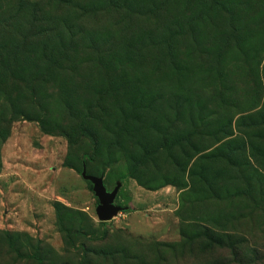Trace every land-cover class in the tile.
<instances>
[{
  "label": "rangeland",
  "instance_id": "374dc122",
  "mask_svg": "<svg viewBox=\"0 0 264 264\" xmlns=\"http://www.w3.org/2000/svg\"><path fill=\"white\" fill-rule=\"evenodd\" d=\"M0 264H264V0H0Z\"/></svg>",
  "mask_w": 264,
  "mask_h": 264
},
{
  "label": "water",
  "instance_id": "95a60500",
  "mask_svg": "<svg viewBox=\"0 0 264 264\" xmlns=\"http://www.w3.org/2000/svg\"><path fill=\"white\" fill-rule=\"evenodd\" d=\"M82 177L85 180L92 182L94 185L95 194L100 202L96 210L98 219L100 221H110L113 216L120 211V207H117L114 204L120 184H118L112 192H107L102 178L87 175L85 170L82 173Z\"/></svg>",
  "mask_w": 264,
  "mask_h": 264
}]
</instances>
